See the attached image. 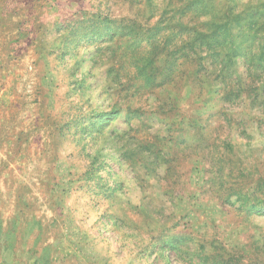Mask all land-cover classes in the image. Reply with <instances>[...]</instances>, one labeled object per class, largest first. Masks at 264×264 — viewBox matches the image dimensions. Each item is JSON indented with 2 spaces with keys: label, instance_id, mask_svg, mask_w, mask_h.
Masks as SVG:
<instances>
[{
  "label": "rangeland",
  "instance_id": "1",
  "mask_svg": "<svg viewBox=\"0 0 264 264\" xmlns=\"http://www.w3.org/2000/svg\"><path fill=\"white\" fill-rule=\"evenodd\" d=\"M5 5L0 264H264V0Z\"/></svg>",
  "mask_w": 264,
  "mask_h": 264
},
{
  "label": "crops",
  "instance_id": "2",
  "mask_svg": "<svg viewBox=\"0 0 264 264\" xmlns=\"http://www.w3.org/2000/svg\"><path fill=\"white\" fill-rule=\"evenodd\" d=\"M8 1L10 2L11 0ZM4 2L6 4V0H0V108L16 113L20 112L21 108H25L26 103L16 94L22 74H17L16 67L13 66L12 62L18 61L21 46L29 39H23L18 36L17 18L11 17V6L7 8ZM13 13L15 14V12ZM34 101L36 100L34 99ZM33 104L34 109H36L37 105H39V100ZM11 113L4 117H9ZM31 117H33L32 113ZM39 117L26 120V123L30 122L37 125L48 122L47 119L43 120L42 117ZM0 124H11V122L5 121L3 118ZM14 124L19 123L14 122ZM37 137L41 141L40 137H44V132L37 133Z\"/></svg>",
  "mask_w": 264,
  "mask_h": 264
}]
</instances>
